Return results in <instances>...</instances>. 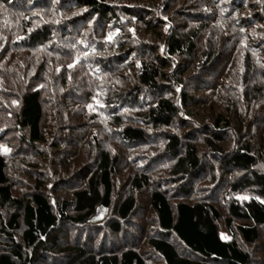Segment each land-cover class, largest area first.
Returning <instances> with one entry per match:
<instances>
[{
	"label": "trees",
	"instance_id": "trees-1",
	"mask_svg": "<svg viewBox=\"0 0 264 264\" xmlns=\"http://www.w3.org/2000/svg\"><path fill=\"white\" fill-rule=\"evenodd\" d=\"M0 264H264V0H0Z\"/></svg>",
	"mask_w": 264,
	"mask_h": 264
}]
</instances>
